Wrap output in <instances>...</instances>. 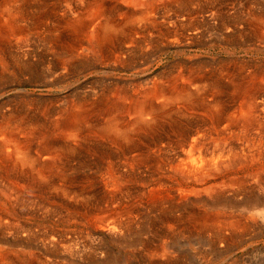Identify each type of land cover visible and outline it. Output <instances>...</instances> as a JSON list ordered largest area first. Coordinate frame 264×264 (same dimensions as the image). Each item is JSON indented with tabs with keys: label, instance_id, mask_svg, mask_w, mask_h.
Instances as JSON below:
<instances>
[{
	"label": "bare ground",
	"instance_id": "6f19581e",
	"mask_svg": "<svg viewBox=\"0 0 264 264\" xmlns=\"http://www.w3.org/2000/svg\"><path fill=\"white\" fill-rule=\"evenodd\" d=\"M116 1L0 0V90L9 84V79L36 86L39 83L49 92L63 72L90 58L119 67L129 60L128 67L137 68L132 74L144 75L131 82L114 79L97 91L84 88L81 95L73 93L75 97L71 94L73 98L62 101L52 95L36 97L30 95L33 91L24 89L14 94L11 104L0 100V233L27 238L37 226L30 218L55 216L66 223L83 221L88 232L104 231L117 239L124 228L132 229L133 222L132 209L125 204L128 201L117 200V195L125 190L131 177L143 174L151 182L146 193L152 199L159 198V202L210 201L208 208L213 211L191 209L189 213L186 209L188 216L180 211L188 220L174 214L180 227L197 226L203 234L206 231L216 240L228 242L227 237L241 234L256 218L264 222V62L231 65L223 61L216 68L205 66L201 60L180 59L149 76L148 66L144 65L151 49L188 45L206 31L214 41L253 40L263 48L264 0L263 7L257 5V0H245L240 9L234 8L232 0H119L122 6ZM33 37L35 42L31 41ZM24 74L26 78H22ZM82 144L88 147L81 148ZM90 149L104 154L95 161L98 169H104L98 179L99 194L94 190L92 171L85 170L79 177L68 170L77 152L82 150L87 155ZM85 158L88 162L93 157ZM27 161L32 163L30 171L23 169ZM146 193L142 191L139 196ZM236 194L242 196L231 203L225 197ZM93 209L104 214L94 217L92 223L84 220ZM54 225L55 221L44 226L42 232L61 236L66 232ZM47 237L44 246L59 241L52 235ZM26 244L19 243L28 250ZM2 254L0 261L8 264L11 258Z\"/></svg>",
	"mask_w": 264,
	"mask_h": 264
},
{
	"label": "rangeland",
	"instance_id": "374dc122",
	"mask_svg": "<svg viewBox=\"0 0 264 264\" xmlns=\"http://www.w3.org/2000/svg\"><path fill=\"white\" fill-rule=\"evenodd\" d=\"M107 2H113L115 0H106ZM233 4H234V8L236 9H240V7L242 6L243 1L245 0H232ZM117 4H119V0L116 1ZM224 2H226L224 0ZM223 2V3H224ZM230 1H227L228 6H230ZM254 2V1H253ZM251 2V4L253 3ZM257 5H261L262 6V2L263 0H257ZM261 2V3H260ZM238 6H237V5ZM254 4V3H253ZM122 6V4H119ZM241 5V6H240ZM256 6V5H254ZM238 7V8H237ZM233 11L232 9H228V11ZM207 33L201 38H198L197 41L199 40V42H197L196 40H194L191 44L188 43V45L184 44V45H170L168 47H165L164 49L161 50H154L151 49L150 52L148 54H146L147 56H149L148 58H145V63L144 65L148 66V69L146 71L147 75H151L156 73L158 70H161L169 65H171L174 62H178L181 60H188V61H197V60H201L203 62H205V66L207 67H211L214 66L217 68L218 64L221 65V62H226L229 61L231 62L230 64L233 65L234 63H238V64H246L248 65L249 63L251 64L252 62H264V47L262 48L261 44L260 46H256L258 43L251 40V41H246L243 40V43L241 41H223L220 38H217V41H214L212 34H210V31H206ZM210 34V35H209ZM207 35V36H206ZM206 40V41H205ZM210 40V41H209ZM213 42H212V41ZM31 41H36V38L33 37V39L31 38ZM205 41V42H203ZM245 41V42H244ZM202 42V43H201ZM238 42V43H237ZM37 43V42H36ZM198 43V44H197ZM204 43V44H203ZM206 43V44H205ZM212 43V44H211ZM252 43V44H251ZM202 44V45H201ZM198 45V46H196ZM177 46V47H176ZM181 46V47H180ZM253 46V47H252ZM184 47V48H183ZM189 47V48H188ZM211 47V48H210ZM250 47V48H249ZM252 47V48H251ZM258 47V48H257ZM262 48V49H259ZM225 49V50H224ZM245 49V50H244ZM254 49V50H253ZM259 50V51H258ZM176 51V53H175ZM262 51V52H261ZM166 52V53H165ZM182 52V53H181ZM192 54V55H191ZM159 55V56H158ZM184 55V56H183ZM164 56V57H163ZM181 56V57H180ZM158 58V59H157ZM207 58V59H206ZM217 58V59H216ZM261 58V59H260ZM94 58H91L86 60L85 62L83 61V64H77V65H73L72 67H70L67 71H65V73L63 72L56 80L55 83H53V85H51L52 90H50L48 92L47 88L44 86H41L39 83L38 85H33V83L31 84V82H21V83H15L12 80L8 79V83L4 84V88H2L0 90V100L4 99L7 100L9 104H11L14 100L13 96L16 93H20V92H24V90L26 92H32L30 93V95H35L36 97H40V96H47V95H52L55 96L57 99L58 97L60 98L59 101H62L68 97L73 98L75 96H73L74 94H76L77 96L81 95L82 93H84L86 90L90 91V90H99L100 87H102L104 84H106L109 81L112 80H116V79H123L126 80L127 82H131V81H136L139 79H142L144 75H141V73L139 72H135V75L132 74V72H134L137 68H130L128 66H130V62L128 60L127 65L125 66H121L119 67V65H112L110 62H106L104 60H101L100 58L95 59V62L93 60ZM156 59V60H155ZM181 59V60H180ZM206 60V61H205ZM90 61V62H89ZM104 61V62H103ZM151 61V62H150ZM158 61V62H157ZM235 61V62H234ZM240 61V62H239ZM249 61V63H248ZM161 62V63H160ZM217 62V63H216ZM219 62V63H218ZM242 62V63H241ZM92 63V64H91ZM100 63V64H99ZM110 63V64H109ZM90 64V65H89ZM105 64V65H104ZM208 64V65H207ZM83 67H82V66ZM111 65V66H110ZM76 66V67H74ZM80 66V67H79ZM92 66V67H91ZM115 66V67H114ZM153 66V67H152ZM94 67V68H93ZM98 67V68H97ZM114 67V68H113ZM124 67V68H123ZM72 68V69H71ZM80 68V69H79ZM102 70H101V69ZM82 69V70H81ZM87 69V70H86ZM127 69V70H126ZM129 69V70H128ZM150 69V70H149ZM100 70V71H99ZM106 70V71H105ZM69 71V72H68ZM78 71V72H77ZM80 71V72H79ZM83 71V72H82ZM85 71V72H84ZM116 71V72H115ZM130 71V72H129ZM82 72V74L80 75V73ZM89 72V73H88ZM100 72V73H99ZM108 72V74L106 73ZM120 72V73H118ZM70 73V74H69ZM72 73V74H71ZM88 73V74H87ZM97 73V74H96ZM105 73V74H104ZM114 73V74H113ZM125 73V74H124ZM128 73V74H127ZM130 73V74H129ZM138 73V74H137ZM101 74V75H100ZM122 74V75H121ZM104 77H103V76ZM121 75V76H120ZM27 75H23L22 78H26ZM118 76H120L119 78H117ZM131 78H130V77ZM141 76V77H140ZM70 77V78H69ZM103 77V78H102ZM108 77V78H107ZM126 77V78H125ZM128 77L130 79H128ZM69 78V79H68ZM75 79V80H74ZM102 79H104V81H102ZM72 80V81H71ZM102 81V83L100 81ZM12 81V82H10ZM38 81V80H37ZM68 81L70 83H68ZM62 82V83H61ZM105 82V83H104ZM14 83V85H13ZM72 83V85H71ZM7 84V85H6ZM65 84V85H64ZM93 84V85H92ZM98 84V85H97ZM100 84V85H99ZM27 85V86H26ZM57 87H55V86ZM92 85V86H91ZM41 88H40V87ZM64 86V87H63ZM99 86V87H98ZM9 87H11L9 89ZM55 87V88H54ZM62 87V88H61ZM67 87V88H65ZM87 87V88H86ZM19 88V89H18ZM21 88V89H20ZM65 88V89H64ZM76 88V89H75ZM83 88V90H82ZM86 90H85V89ZM9 89V90H8ZM24 89V90H22ZM59 89V90H58ZM62 89V90H61ZM78 89V90H77ZM5 90V91H4ZM17 90V92H16ZM20 90V91H19ZM40 92H39V91ZM57 90V91H56ZM61 90V91H60ZM80 91V92H79ZM35 92V93H34ZM37 92V93H36ZM66 92V95H65ZM68 92H70L68 94ZM76 92V93H75ZM8 93L10 95H8ZM45 93V94H44ZM74 93V94H73ZM40 94V95H38ZM44 94V95H43ZM64 94V95H63ZM71 94L73 97H71ZM76 96V97H77ZM10 97V98H9ZM1 137V136H0ZM172 139H177L176 136H172ZM84 145V146H83ZM87 145L86 144H82L81 148H85ZM88 147V146H87ZM100 147V145L98 146ZM83 152V153H82ZM89 152V151H88ZM92 152V153H91ZM102 152V151H101ZM101 152H97V150L95 149H90L89 154L86 155V153L84 151H79L76 153V157H73L72 161L71 160V168L68 169L69 172L73 173L76 176H81L82 174H84L85 170L91 172L93 174V183H94V190L96 193L99 194V192H101L100 189H98L99 187V181L98 179L100 178L101 175V171L104 169H98L97 168V160H100L101 156L103 157L104 154ZM96 153V155H94ZM80 154V155H79ZM84 154V155H83ZM98 154V155H97ZM102 154V155H101ZM78 155V156H77ZM81 156V157H80ZM93 157L90 161L87 162L85 157ZM75 158V159H74ZM82 159H84L82 161ZM94 159V160H93ZM77 160V161H76ZM79 161V162H78ZM92 161V162H91ZM91 162V163H90ZM81 163V164H80ZM84 163V164H83ZM89 163V164H86ZM94 164V165H90V164ZM25 164V163H24ZM30 164L32 165L31 162L27 161V165H25L26 167L23 166V169L30 171L32 169V166H30ZM86 165V166H85ZM73 166V167H72ZM79 166V167H78ZM92 168H91V167ZM96 166V167H95ZM80 167H82L80 169ZM87 169H86V168ZM7 168L9 170L12 171V166L8 165ZM79 168V169H78ZM85 168V169H84ZM93 169V170H92ZM73 170V171H71ZM75 170V171H74ZM98 170V171H97ZM101 170V171H100ZM86 171V172H87ZM76 173V174H75ZM99 173V174H98ZM145 174H143L144 176ZM75 176V177H76ZM141 175V177H139L138 175H134V177H131V180H129V182H127V186H131V187H125V190H122L119 195H117V200L121 201H128V202H123L125 204H127L128 206H130L131 210V216L133 218V222L130 224V227L132 229H123L122 230V234L120 232L121 235L117 234V239L116 236H111L109 233L104 232V231H91L88 232L89 227L88 225L84 224L85 222L83 221H79V220H72L69 223L66 221H59L58 219L55 218V216H46L45 218H42V216H35L32 217V219L30 218L29 221L31 222H35L37 224L35 227V230L31 232L30 236L27 237L28 239L30 238V240H28L26 238V236H21V238L16 237L15 235H12V240L11 238H9V236H7V232L5 233H0V243L2 241V243L0 244V255L2 253L8 255L11 258V261L9 260L8 264H16L17 262H21V264H23L22 262L24 261V264H95L94 262H96V264H264V222H260L261 219L258 217L256 218V220H253L252 222H250V226L247 230L243 231L241 234L237 235V236H233V237H227L228 239L225 241H229L228 242H223L224 240H216V237L213 238V235H209L206 233V231H204L205 235L203 234V232L198 231L200 228H194V227H187V226H182L180 227V223L176 222L174 220V218L176 217V215L178 214V216H181L182 214L188 216V212L190 213V211L194 210V211H201L205 212L204 209H207L209 207V200H203L200 202H194V201H184V202H179L178 201H173L174 203H170L168 200L159 202V198H155L152 199L151 196H149L148 193H146V190L148 189V187H150L149 185L151 184V182L149 181V177L145 176L143 177ZM98 177V178H97ZM138 177V178H136ZM77 178V177H76ZM143 178V179H142ZM135 179V180H134ZM100 180V179H99ZM136 182V183H134ZM145 182V183H143ZM133 183V184H132ZM143 183V184H142ZM132 184V185H131ZM139 184H141L140 188H139ZM133 187V189H132ZM128 188V189H126ZM129 188H131L129 190ZM137 188V190H135ZM129 190V192H128ZM133 190V191H132ZM132 191V193H131ZM136 191V192H135ZM144 191L146 194V197L144 195V197H141V195L139 196V194H141V192ZM128 194L127 196L133 197V198H128L127 196H125L126 194ZM120 194L124 197H121ZM134 194V195H133ZM138 196H137V195ZM148 194V197H147ZM136 195V196H135ZM97 195H95L94 197V203H96V197ZM120 196V198H119ZM236 197H231L230 195H227L225 197L230 199V203L232 201V199L238 198L240 199V197L242 196L241 194H236ZM122 198V199H121ZM124 198V199H123ZM142 198V199H141ZM146 198V200H145ZM93 199V198H92ZM139 199H141L139 201ZM152 201H151V200ZM134 200V201H133ZM138 200V201H137ZM150 200V201H148ZM155 200V201H154ZM142 201V202H141ZM159 202V207H158V203ZM122 202V201H121ZM134 202V203H133ZM138 202V203H137ZM144 202V203H143ZM155 202V203H153ZM164 202V203H163ZM114 204H116V201H113ZM137 203V205H136ZM143 204V206L141 207V205ZM148 203V204H147ZM157 203V204H156ZM191 203V204H190ZM206 203V204H205ZM130 204V205H129ZM132 204V205H131ZM140 204V206H138ZM147 204V205H146ZM155 206H154V205ZM162 204V205H161ZM176 204V205H175ZM202 204V205H201ZM155 207L153 208L152 207ZM187 207H186V206ZM207 205V207H206ZM216 205V204H215ZM218 206H220L217 203ZM134 206V208H132ZM136 206V207H135ZM183 206V207H182ZM193 206V207H192ZM196 206V208H195ZM202 206V207H201ZM139 207V208H138ZM152 207V208H151ZM160 209H158V208ZM161 207V208H160ZM167 207V208H166ZM177 209H176V208ZM186 207V208H185ZM53 208V207H52ZM55 208V207H54ZM69 207H67L68 209ZM135 208L137 209L135 210ZM151 208V210H150ZM157 208V210H156ZM175 208V209H174ZM58 210H62L64 208H58ZM70 209V208H69ZM168 209V210H166ZM188 212H187V210ZM192 209V210H191ZM200 209V210H198ZM208 208L207 211H213V209ZM234 213L237 212V210H235V208H233ZM94 210V211H93ZM92 211H90V213L88 212L86 216H84V220H89L91 223L94 222V217H97L100 214H104L101 213L102 210L98 209H93ZM145 210V211H144ZM149 210V211H148ZM173 210V211H172ZM176 210V211H175ZM186 210V211H185ZM64 211V210H63ZM153 211V212H152ZM157 211V213L155 212ZM160 211L162 212L160 214ZM165 213H164V212ZM179 211V212H178ZM180 211H181V215H180ZM185 211V212H184ZM143 212V213H142ZM152 212V213H151ZM177 212V213H176ZM187 212V214H186ZM64 213V212H63ZM147 213V214H146ZM149 213V214H148ZM159 213V214H158ZM168 213V214H167ZM153 214V215H152ZM157 214V215H156ZM166 214V215H164ZM176 214V215H174ZM141 215V216H139ZM147 215V218H145ZM149 215V216H148ZM152 215V216H151ZM163 215V216H162ZM173 217H172V216ZM182 215L181 218L182 220L186 217ZM159 216V217H157ZM161 216V217H160ZM171 216V217H170ZM37 217V218H36ZM40 217V218H39ZM125 217V215H122V218ZM135 217V218H134ZM144 217V218H143ZM154 217V219H153ZM165 217V218H164ZM90 218V219H89ZM137 218V219H136ZM152 218V219H151ZM156 218V219H155ZM164 218V219H163ZM47 219V220H46ZM49 219V220H48ZM174 221H173V220ZM186 220H188L189 218H185ZM34 220V221H33ZM37 220V221H36ZM39 220V221H38ZM45 220V221H44ZM83 220V219H82ZM145 220V221H144ZM151 220V221H150ZM155 220V221H153ZM156 220H158L156 222ZM50 221V222H49ZM55 221V225L58 228H65L66 232L59 235V234H47L42 232V228L44 226H47L48 224H51V222ZM146 223H143V222ZM162 221V222H161ZM169 221V222H168ZM137 222V223H136ZM159 222V223H158ZM161 222V224H160ZM166 222V223H165ZM46 223V224H45ZM66 223V224H65ZM81 223V224H80ZM134 223V224H133ZM152 223V225H151ZM156 223V224H155ZM169 223V224H168ZM256 223V224H255ZM57 224V225H56ZM63 224V225H62ZM144 224V225H143ZM148 224V225H146ZM155 224V225H154ZM158 224V225H157ZM160 224V225H159ZM34 225V226H35ZM70 225V226H68ZM76 225V226H74ZM136 225V226H135ZM143 225V226H142ZM155 227H152V226ZM157 225V226H156ZM169 225V226H168ZM172 225V227H171ZM177 227H176V226ZM167 226V227H166ZM40 227V228H39ZM137 227V229H136ZM147 227V229L145 230V228ZM164 227V228H163ZM180 227V228H179ZM186 227V229H185ZM37 228V229H36ZM39 228V229H38ZM86 228V229H85ZM140 228V229H139ZM152 230H151V229ZM169 228H171L169 230ZM179 228V229H177ZM183 228V229H181ZM190 232H189V230ZM41 229V231H40ZM135 229V230H134ZM142 229V231H141ZM164 229V230H163ZM168 229V230H167ZM192 229V230H191ZM194 229V230H193ZM197 229V230H196ZM73 230V231H72ZM156 230V231H155ZM162 230V231H159ZM84 231V232H82ZM124 231V232H123ZM128 231V232H127ZM135 232V234L133 232ZM140 231V232H139ZM165 233H164V232ZM188 231V232H187ZM194 231V232H193ZM72 232V234H70ZM102 232V233H101ZM127 232V233H126ZM130 232V233H129ZM193 232V233H192ZM69 233V234H68ZM94 233V234H92ZM101 233V234H100ZM129 233V234H128ZM132 233V234H131ZM169 233V234H168ZM187 233V234H186ZM3 234V235H2ZM85 234V235H83ZM89 234V235H88ZM105 234V235H104ZM124 234V235H123ZM126 234V237H125ZM189 234V235H188ZM203 234V235H201ZM33 235V236H32ZM50 235L54 236L57 240H59L60 242L62 241V243H59V241H57L56 243L51 244V243H47L44 246V241L47 240L46 236L50 237ZM67 235V236H66ZM69 235V236H68ZM94 235V236H93ZM158 235V236H157ZM172 235V236H171ZM197 235V236H196ZM207 235L210 237H207ZM8 238H7V237ZM10 236V237H11ZM28 236V235H27ZM37 236V237H36ZM76 236V237H74ZM84 236V238H83ZM96 236V237H95ZM103 236V237H102ZM106 236V237H105ZM121 236V237H120ZM136 236V237H135ZM200 236V237H199ZM5 237V238H4ZM15 237V238H14ZM24 237V238H23ZM40 237V238H39ZM47 237V238H48ZM67 239H66V238ZM100 239H99V238ZM120 237V238H119ZM123 237V238H122ZM128 237V240H126ZM130 237V238H129ZM196 237V238H195ZM201 237H206L205 239L201 238ZM37 238V239H36ZM38 238L41 240L42 238V242L40 240H38ZM60 238V239H59ZM71 240H70V239ZM90 238V239H89ZM107 238V239H106ZM164 238V239H163ZM23 239V240H22ZM24 239L26 241H24ZM35 239V240H34ZM66 241H65V240ZM89 239V240H88ZM92 239V240H91ZM95 241H94V240ZM109 239V241H108ZM130 239V240H129ZM7 240V241H6ZM14 240V241H13ZM17 240V241H16ZM70 242H69V241ZM91 240V241H90ZM100 240V242H99ZM121 240V242L119 241ZM143 242H142V241ZM168 240V241H167ZM199 240V241H198ZM5 241V242H4ZM11 241V243H10ZM16 242L12 245L13 242ZM34 241V242H33ZM40 241V242H39ZM66 243H63V242ZM73 241V242H72ZM81 241V242H80ZM87 241V242H86ZM117 241H119L117 243ZM135 241V243H134ZM9 242V243H8ZM69 242V243H67ZM79 242L81 244H79ZM83 242V243H82ZM123 242V243H122ZM124 242H127L126 244ZM137 242V243H136ZM142 242V243H140ZM164 242V243H163ZM6 243V246L4 245ZM19 243L21 244H25L27 243L26 246L28 248V250H24L22 248L21 245H19ZM78 245H76V244ZM95 243V245L93 244ZM211 243V244H210ZM10 244V245H9ZM41 244V245H40ZM49 244V245H48ZM57 244V245H56ZM67 244V245H66ZM111 244V245H110ZM119 244V245H118ZM124 244V245H123ZM164 244V245H163ZM29 245V246H28ZM53 245V246H52ZM56 245V246H55ZM62 245V246H61ZM72 245V246H71ZM81 245V246H80ZM105 245V246H104ZM133 245V246H132ZM145 245V246H144ZM162 245V246H161ZM4 248H3V247ZM9 246V247H8ZM35 246V247H33ZM38 246V247H36ZM61 246V247H60ZM68 248H66V247ZM76 246V249L75 247ZM86 246H89L88 248ZM164 246V248H163ZM2 247V248H1ZM18 247V248H17ZM46 247V248H45ZM51 247V248H50ZM82 247V248H81ZM99 247V248H98ZM105 247V248H103ZM110 247V248H109ZM150 247V248H149ZM161 247V248H160ZM173 247V248H172ZM22 248V249H19ZM37 250H36V249ZM44 248V249H43ZM49 248V249H48ZM91 248V249H89ZM93 248V249H92ZM131 250H129V249ZM132 248V249H131ZM145 248V249H144ZM7 249V253H5V250ZM10 249V250H9ZM15 249V250H14ZM34 249V250H33ZM47 249V250H46ZM60 249V250H58ZM84 249V250H82ZM99 249V250H97ZM102 252H101V250ZM105 249V250H104ZM175 249V250H174ZM13 250V251H12ZM33 250V252H32ZM89 250V251H87ZM92 250V251H91ZM94 250V252H93ZM96 250V251H95ZM149 250V251H148ZM16 251V252H14ZM28 251V253H27ZM12 252V253H11ZM35 252V253H34ZM92 252V253H91ZM112 252V253H111ZM152 252V253H151ZM39 253V254H38ZM126 253H128L126 255ZM131 253V254H130ZM133 253V254H132ZM23 254V255H22ZM102 254V255H101ZM3 255V254H2ZM72 255V258L71 256ZM89 255V256H88ZM14 256H16L17 258H13ZM33 256V257H32ZM41 258H40V257ZM94 258H93V257ZM110 256V257H109ZM20 257V258H18ZM32 257V258H31ZM37 257V258H36ZM91 257V258H90ZM14 260H13V259ZM50 258V259H49ZM90 258V259H89ZM117 258V259H116ZM127 258V259H125ZM20 259V260H19ZM38 259V261H37ZM47 259L48 263H47ZM86 259V261H85ZM95 259V260H94ZM149 259V260H148ZM26 260V261H25ZM28 260V261H27ZM53 260V261H52ZM78 260V261H77ZM91 260V262H89ZM98 260V261H96ZM112 260V261H111ZM127 260V261H126ZM52 261V262H51ZM56 261V263H55ZM80 261V262H79ZM84 261V262H82ZM108 261V262H106ZM7 264L6 261H0V264ZM30 262V263H28ZM46 262V263H45ZM87 262V263H86ZM104 262V263H103Z\"/></svg>",
	"mask_w": 264,
	"mask_h": 264
}]
</instances>
